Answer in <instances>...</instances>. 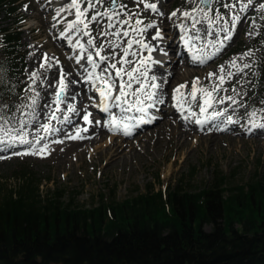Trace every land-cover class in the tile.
Here are the masks:
<instances>
[{
    "label": "trees",
    "instance_id": "1",
    "mask_svg": "<svg viewBox=\"0 0 264 264\" xmlns=\"http://www.w3.org/2000/svg\"><path fill=\"white\" fill-rule=\"evenodd\" d=\"M18 35L5 29L0 37V98L7 102L13 85L4 70L13 75L21 63ZM256 71L264 86V53ZM19 171L0 195V264H264V169L234 188L220 173L198 191L177 184L122 201L101 196L92 206L64 200V188L42 193L50 178Z\"/></svg>",
    "mask_w": 264,
    "mask_h": 264
},
{
    "label": "bare ground",
    "instance_id": "2",
    "mask_svg": "<svg viewBox=\"0 0 264 264\" xmlns=\"http://www.w3.org/2000/svg\"><path fill=\"white\" fill-rule=\"evenodd\" d=\"M123 1L124 0H121V2ZM147 1L159 3L158 0ZM67 2L68 0H16L15 3L17 8L15 10L18 11L17 18L31 20V22H27L22 27V30L23 34L27 36L26 39H30L32 43L27 44V40H23L25 48L22 50V53L26 57L27 64L25 70L21 73L22 80L20 81V91L18 93L20 102L14 105H8L10 108H14V106L21 104L22 99L31 94L25 92V88L31 83L29 80L30 73L32 71H38L41 75L47 77L43 83L38 82L35 86L36 90L40 93L38 104L40 111L43 112L44 105L54 99L51 93L53 88L58 86V71L60 70L59 65L62 66L61 69L65 74V82L68 84V91L63 99L67 100L68 103L73 104L77 109L86 108L87 111V109L91 108L89 102L90 97L85 91L84 85L79 80V77H85L87 75V72L84 71L85 68L88 71L92 70L91 65L87 64L86 59L83 56L80 59V63L76 62L75 57L79 54L80 50L74 48L73 45L68 42V39H66L68 35L72 36L73 43L79 39L86 48H89L86 41L89 38H94L95 47L89 48V50L92 51L94 55L95 49L101 48V45L103 44V48H101L102 55L107 56L110 51L115 53V55L108 60L110 62H117L121 59L124 44L126 45L125 41L128 39H143L145 43H149L153 48V51L151 52L152 61H156L155 55L158 56L160 49L162 48L159 42L162 43L166 46L165 49L167 48L168 50L167 53L164 54L166 55L164 65L167 66L168 69L163 70L162 66L159 64L150 62L147 70L149 77L152 75H156L158 77L156 83H160L161 77L167 80V83L164 85L166 92L164 100L172 101V104L168 106L166 110L161 109L164 106H160L159 110H155L157 107L149 108L144 118L145 120H148L150 117H154L150 123H137L135 119L128 120L127 124L130 122L129 125L132 126L131 128L135 127V130L142 129L148 124L158 122L153 128L147 129L141 134H137V136L130 141L120 138H108L102 131L101 123L99 125L95 123L88 124L82 119L84 112H81L78 116H72V114L69 113V115L72 116L73 124L71 126L67 124L62 125L60 123L61 113L57 112L56 115L58 119L56 121H52L51 123L56 128L62 129V131L48 136V139L44 141V143L48 144L49 154L41 157L53 158L57 161L58 165L66 167L72 165L76 161H82L85 158V155L89 154L91 159L96 160L94 166L99 167L103 172H107L118 165L123 166L125 161L131 163L136 154L141 157H147V155L149 157L151 152H154V154H160L163 158H167L174 163L176 156L172 152V149L178 151L188 147L189 153H185L183 155V157L187 159L190 156L191 151L197 148L202 149V147H204V149L211 146L215 147L221 142H225L227 148L234 151L239 150L238 147H242L243 142H247L252 150L259 145H264V130L252 127L253 123H264V111H256V116L251 117L248 115V113H250L248 109H254L251 105L238 107L237 105H231L230 101L225 100L223 104H214V106L208 109L206 113H200L199 107L195 102L185 104L184 111L181 112L175 107L176 101H173L172 99L173 89L179 86L182 82H187V84L185 88L181 89V92L187 94L191 91L193 78L201 77L197 86L199 88L206 87L205 82L208 80H217L216 77L221 75L219 71L220 65H224L225 76L227 71L234 70L230 69L229 62L234 57L239 56H229L234 52L242 51L246 46L250 45V36H248V39L245 40L243 33L250 29L249 25L251 20L249 17H252L255 13L253 8H249L242 20L237 23L236 28L233 30V38L230 42H228L226 47H224V49L212 60H209L205 64L201 65L198 61H193L192 56L194 53L197 55L211 53L214 49L211 47L206 48L205 44L206 41H213L215 37L211 35H202L201 39L194 41L190 45H186L184 41L181 40V36L184 35L183 29L180 26L181 24L188 25V34H193L190 20L185 19L181 15V13L184 12L181 10L182 8H184L185 11L190 12L195 6L193 0L188 2L180 0L181 7L176 9L177 15L175 17L166 15L161 16L158 13L153 12L148 13V11L142 9L141 13L145 14L142 19L143 24L145 21H147V23L156 21L158 27L148 29L142 36L131 32L129 37L119 36L122 37L120 45L112 49H109V43H113L112 41L115 36L98 35L100 31L111 33L115 30L107 27L106 19L102 20L99 25L95 22L90 24V37L73 34L70 31L66 32L64 37L59 35V33L67 26H64L62 22L64 21L66 23V21L74 19V16L71 13L65 12L57 18L59 23L53 20L55 10ZM54 3H57L56 7L54 6ZM22 6L23 8H21ZM99 8L103 11L105 9L104 4L100 5ZM129 9L130 8H127V10ZM90 15L91 10L89 12V16ZM7 19L8 14H3L0 17V24L6 22ZM54 24L56 25L55 27H53ZM199 27L200 25H197V28ZM156 30H160L161 35H165V33L168 34L166 39L162 41H159L162 38L153 40L152 36ZM134 48H138L135 51L138 55L136 57L129 56L128 59L139 61L141 57H147L149 55L148 51L141 50L139 45H133L132 50ZM94 59L101 65V68L107 66L105 62L100 61L95 55ZM41 63H47L50 67L47 69H40L39 65ZM81 65L84 67L82 68ZM132 66L138 65H121L120 63H117V67H123L128 70H130ZM96 70L97 74H99L101 69L97 68ZM141 70L143 71L144 69L141 68ZM208 73H215L216 75L209 78ZM238 75L239 74L231 79L226 77L225 82H230L231 80L238 78ZM73 81L74 83H69ZM49 82L52 83V87H48ZM85 82L89 81L84 79V83ZM135 87L136 85H134V88ZM115 94L116 93H114V95ZM197 95L200 103L202 104L203 100L200 99V96H203V93L198 92ZM226 96L229 95L220 91L217 98L219 99ZM231 96H233L236 100L238 99L235 94H232ZM237 101L239 103V100ZM23 102L28 103L27 99H23ZM189 107L191 108V112L195 113V115H190L188 111ZM61 108L66 109V105L62 103ZM112 109L117 118L121 117V110L119 108L113 107ZM214 111L224 112L225 114L224 116L218 118L215 122L209 120L203 125L195 123L197 119H203L205 116L210 115ZM128 113L134 118L140 116V113L135 110ZM179 113H181L182 116L179 117ZM91 114L90 119L94 121L99 120L100 122L104 116L103 113L99 111V107L96 106H94V110ZM185 116H188L189 119L185 120ZM228 116H231V118L237 121V123L231 125L227 124L226 119ZM221 120H223L224 123H220ZM217 123L219 124V128L215 127V124ZM77 128L81 129L80 136L83 137L82 139L72 140L66 138L67 136L76 135ZM83 128H87L88 131H82ZM121 133L124 134L123 127L121 128ZM41 135H43V133H41ZM52 141L62 142L54 143ZM164 142H167L166 146L163 145ZM191 143L193 144L191 145ZM151 146L153 147V151L148 154L143 152V150H146ZM25 147L26 146L17 145L15 151H21L25 149ZM7 153H11V150L0 151V156L6 157L5 159H0V162L24 156H15L12 154L9 156Z\"/></svg>",
    "mask_w": 264,
    "mask_h": 264
},
{
    "label": "snow or ice",
    "instance_id": "3",
    "mask_svg": "<svg viewBox=\"0 0 264 264\" xmlns=\"http://www.w3.org/2000/svg\"><path fill=\"white\" fill-rule=\"evenodd\" d=\"M134 3L137 9L143 4L144 10L163 15L160 13L158 4L155 2L134 0ZM103 4H105V0H68L67 3L55 10V15L53 16V20L57 23H59L57 18L65 12H69L74 16L73 20L66 21L67 26L59 35L64 37L65 33L70 31L73 34L90 37V24L95 22L99 25L101 21L105 19L107 20V27L115 30L111 33L100 31L98 33L99 36L113 35L117 37H129L130 32L142 36L148 29L156 28L155 22L143 24V21L138 18L139 12L128 11L127 5L123 4L121 0H108L105 9L101 11L99 6ZM214 4L217 6L214 7ZM221 8L225 9L226 12H221ZM249 8H253L257 13L256 17H249L251 20L249 25L251 30L247 33L250 37H254L261 34L257 27V20L264 21V0H199V4L193 7L190 12H182L181 15L185 19L190 20L193 30V34L189 35L188 25H180L184 32V35L181 36V40H183L186 45H190L194 41L201 39L202 35H211L215 37L213 41H206L205 44L206 48L211 47L214 50L209 54L197 55L194 53L192 60L198 61L199 64L203 65L216 57L224 47H226L228 42L232 40L233 30L236 28L237 23L245 16ZM90 10L91 15L89 16ZM176 15V11L170 14L171 17H175ZM141 25L143 26L141 27ZM197 25H200V27L197 28ZM55 26L54 24L53 27ZM160 37L161 31L156 30L152 39L158 40ZM66 39H68V42L72 44L74 48L80 50L79 54L75 57L76 62L80 63V59L83 56L87 64L91 65V71H88L86 68L84 69V71L87 72L84 79L89 81L91 86L95 89V92L98 93L99 103L95 106L109 114L110 119L107 122V127H109L110 130H119L123 125L124 134L130 135L132 126L124 124V120L135 119L137 123H150L151 120L154 119V117H150L148 120H145L144 117L149 108H153L165 102L164 96L166 92L164 85L167 83V80L161 77L160 83H156L158 77L156 75L149 77L148 75L147 67L150 62L155 64L161 63L160 61H152L151 52L153 48L149 43H145L143 39H128L125 41L127 46L123 48L121 59L111 64H107V61L111 59L115 53L110 51L109 55H102V44L101 48H96L94 53L100 61L105 62L107 65L101 68V65L94 59L93 52L89 50V48L95 47L94 38H89L86 41L89 48H86L79 39L73 43L71 35H68ZM262 43H264V41H262ZM133 45H139L140 49L147 50L149 55L147 57H141L139 61L128 59L129 56L136 57L138 55L137 52L131 51ZM115 47H118V45L111 42L109 43V49ZM255 51V49H248L240 54L239 57H234L229 62L230 69L234 70L227 71L226 76L224 74V65H220L219 71L221 75L216 77L219 83L214 84L211 90L207 87L198 88L197 84L199 83V78L192 81L191 91L187 94L181 92V89L186 87L187 82L177 86L173 89L172 95L173 101H176L175 107L183 112L185 104L195 102L199 107L200 113H206L214 104H223L225 100L230 101L231 105L244 107L243 104L238 103L231 95L219 99L217 96L219 95V91H225L222 85L226 77L231 79L237 74L246 75L245 69H250L252 64L245 62V58L254 57ZM117 63L121 65L128 64L138 66H132L130 70H128L123 67H117ZM48 67H50V65L47 63H41L39 65L40 69H47ZM81 67L83 68L84 66L81 65ZM97 68L101 69L99 74L96 72ZM141 68L144 70L142 71ZM109 69L114 71H109ZM215 75V73H208L209 78ZM45 79H47V77L41 75L38 71H32L29 75L31 83L25 88V92L31 94L23 98L27 99L28 103H24L22 99L21 104L14 106V108H10L6 104H0V151L11 150V154L15 156L48 155V144L44 143V141L48 139L49 135H54L62 131V129L56 128L51 123L58 119L56 115L57 112L61 113L60 123L62 125L67 124L71 126L73 124L72 116H78L81 112H84L82 119L86 123H95L97 125L101 123L99 120L94 121L90 119L92 114L87 112L86 108L77 109L73 104L63 99L68 91V84L65 82V74L62 69L60 70L58 86L53 88L51 93L54 99L44 105V111L41 112L38 104L40 93L36 90L35 86L38 82L43 83ZM69 83H74V81ZM134 85H136L135 88ZM48 87H52L51 82H49ZM232 91L236 92L235 87H233ZM198 92L203 93V104H201L198 99ZM114 93L116 94L114 95ZM214 93L216 94L215 96ZM237 95H239V93H237ZM62 103L66 105V109L61 108ZM260 103L264 104V100H261ZM125 105H127V107H125ZM113 107L119 108L122 114L135 110L140 113V116L135 118L123 116V119H118L116 116L112 115L111 109ZM188 111L190 115H195V113L191 112L190 107ZM261 111H264V109H261ZM69 113H71L72 116H70ZM224 114V112L214 111L203 119H197L195 123L203 125L209 120L215 122L218 118L224 116ZM256 114V111L248 113L251 117H255ZM184 119L187 120L189 117L185 116ZM226 122L229 125L237 123L231 116L227 117ZM220 123H224V121L221 120ZM215 127L219 128V124H215ZM252 127L264 130V123H253ZM82 131L87 132L88 129L83 128ZM80 132L81 129L77 128L76 135L67 136L66 138L72 140L82 139L83 137L80 136ZM41 133H43V135H41ZM52 142L60 143L62 141ZM17 145L26 147L24 151H15ZM5 158V156H0V159Z\"/></svg>",
    "mask_w": 264,
    "mask_h": 264
},
{
    "label": "rangeland",
    "instance_id": "4",
    "mask_svg": "<svg viewBox=\"0 0 264 264\" xmlns=\"http://www.w3.org/2000/svg\"><path fill=\"white\" fill-rule=\"evenodd\" d=\"M155 2L158 4L160 13L166 16H170L173 11H176L177 8L181 7L180 0H158ZM190 0H183V2H188ZM194 7L199 4V0H193ZM16 0H6L5 6L0 9V17L3 14H8V19L6 22L0 24V37L1 31L3 29L16 30L19 32V40L17 45V54L18 59L21 60V63L18 67L15 74H11L9 71L4 70L5 77L8 80L9 85H13V94L14 97L11 101H4L0 98V104L14 105L20 102L19 91H20V81L22 80V71L26 67V57L22 53V50L25 48L23 40L27 36L23 34L22 27L31 20L17 18L18 11L15 9ZM150 2V1H147ZM108 0H105L104 7H106ZM123 4L127 5V8H130V12H139V19H143L145 14L141 13L143 9V4L140 5V8L137 9L134 0H124ZM57 3H54L56 7ZM217 5L214 4V7ZM23 8V6L21 7ZM162 8V10H161ZM181 10L185 11L184 8ZM148 11V10H146ZM221 12H226L225 9L221 8ZM151 11H148V13ZM147 14V13H146ZM160 15V14H159ZM162 16V15H161ZM257 13L253 14L252 17H256ZM127 18V17H124ZM155 22L156 27L157 22ZM62 24L65 26L66 23L63 21ZM144 24H149L145 21ZM143 25H141L142 27ZM3 27V28H1ZM257 27L260 31V35L250 37L251 43L249 46H246L242 51L234 52L231 56H240L248 49H255V55L251 58H245V62L251 63L252 67L250 69H245V74H239L238 78L231 80L230 82H224L222 88L225 89L224 94L232 95L239 93L237 95V100L240 104L251 105L254 109L249 108L248 111H261L264 109V104H261L260 101L264 100V86H257V77L258 72L256 71V64L260 60L262 53H264V43L258 41L263 39L264 41V21L257 20ZM162 29V28H161ZM166 30V29H165ZM243 33L245 40L248 39L247 33ZM155 34V33H154ZM168 34L161 35L159 41L166 39ZM123 37V36H122ZM122 37L115 36L113 43L120 45ZM27 44L32 43L30 39H26ZM162 47L158 56L155 55L156 61H160V66L163 70H167L168 67L164 65L167 48L162 43ZM127 45L124 44V47ZM138 48H134L132 51H136ZM188 53V52H187ZM149 54V53H148ZM164 55V57H163ZM147 56V55H146ZM3 54L1 52V38H0V67L3 68ZM113 61H107V64H111ZM61 70L62 66L59 65ZM60 70L58 71V76L60 77ZM112 70V69H109ZM97 71V70H96ZM167 72V71H164ZM8 74L11 75V78L8 77ZM196 78L192 79V81ZM80 82L84 85L85 91L87 92L90 102V109H87V112L91 113L94 110V106L99 103L98 93H96L94 88L91 86L90 82L84 83V77H79ZM219 80H208L205 82L206 87L211 90L214 84H218ZM185 84V83H180ZM198 87V86H197ZM235 87L236 92H233L232 89ZM199 88V87H198ZM220 92V91H219ZM216 94L214 93V96ZM203 96H200L202 99ZM203 100V99H202ZM172 104V101H167L163 104H159L155 110H159L160 106H164L163 110H166L168 106ZM203 104V102H202ZM127 107V105H125ZM99 111L103 113V119L101 120V126L103 133L110 139L120 138L127 141L132 140L137 134L145 132V130L153 128L158 122L153 124H148L142 129L135 130L131 128V134L125 135L121 133V128L119 130H110L107 127V122L110 117L108 113L103 112L100 108ZM112 115H114L113 109H111ZM115 116V115H114ZM123 116H131L128 112L121 113V117L118 119H123ZM182 116L179 113V117ZM132 117V116H131ZM128 120H124V124H127ZM128 122L127 125H129ZM193 143H191L192 145ZM164 146L167 145V142L163 143ZM239 150H229L225 145V142H221L217 146H211L207 149L197 148L191 151L190 156L185 159L183 155L189 153L188 147L184 149L175 150L172 149V152L176 156L174 163L167 158H163L160 154H154L153 147H149L146 150H143L144 153L148 154L151 152V155L148 157H141L135 155L132 159V162L125 161L123 166H116L107 172H103L99 167H95V159H91L89 154L85 155V158L82 161H76L72 165L63 167L57 164V161L49 157L41 156H32L24 155L14 159H7L0 162V195L2 190H6L9 187L14 186L17 181L16 176L19 175L20 169L23 167L26 170H29L37 178L47 179L50 178V181L46 183L43 181V184L40 186L42 193H45L46 190H56V188H64L67 191V194L64 197V200H69L76 205L81 206H92L98 203L99 197H104V200H113V201H122L126 198L135 196L139 193H142L145 190H161L165 193L172 190L177 184L178 188L188 189L190 191H198L200 189L207 188L210 185L211 180L216 174H222L225 178V186L227 188H234L236 186H242L251 183L256 178H259L262 175L264 169V145L257 146L254 150L247 144L243 142L242 147H238ZM153 153V154H152ZM11 156V153H7ZM190 171V173H188ZM190 174V175H188ZM185 177V178H184ZM179 178L182 179V183L179 182ZM208 229V226H206Z\"/></svg>",
    "mask_w": 264,
    "mask_h": 264
}]
</instances>
